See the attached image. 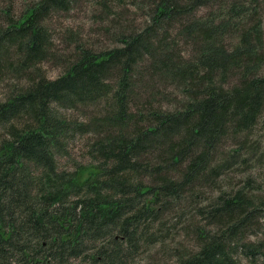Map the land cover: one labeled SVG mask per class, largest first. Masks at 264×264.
Returning a JSON list of instances; mask_svg holds the SVG:
<instances>
[{
    "label": "trees",
    "instance_id": "obj_1",
    "mask_svg": "<svg viewBox=\"0 0 264 264\" xmlns=\"http://www.w3.org/2000/svg\"><path fill=\"white\" fill-rule=\"evenodd\" d=\"M71 3L2 11L0 264H264V203L224 184L264 156L259 0H147L118 45L75 42L48 78L41 21ZM76 136L87 161L59 168Z\"/></svg>",
    "mask_w": 264,
    "mask_h": 264
},
{
    "label": "rangeland",
    "instance_id": "obj_2",
    "mask_svg": "<svg viewBox=\"0 0 264 264\" xmlns=\"http://www.w3.org/2000/svg\"><path fill=\"white\" fill-rule=\"evenodd\" d=\"M36 0H0V23L4 17L2 11H9L16 18L26 7ZM69 9L60 12L59 10H50L42 18V23L47 25L51 38L53 36L55 58L51 60H43L39 63L41 71L48 78H55L60 75L63 68L70 58L71 51L75 47V42H80L89 49L96 51L104 50L108 47L118 45V35L120 33H130L132 30L140 27L144 21L143 10L141 6L145 5L147 0H71ZM258 15L261 19V27L264 36V0H259ZM203 11V9H202ZM105 29V30H104ZM68 58V59H67ZM47 59V58H46ZM37 64V66H39ZM262 72L264 73V65ZM2 74L0 77H4ZM5 91L4 81L0 80V95ZM100 106V107H99ZM102 108V105L94 104L87 106L83 111L93 114ZM68 116H78V110H64ZM76 113V114H74ZM78 118V117H77ZM253 130L250 135L252 143L259 142L258 151H254L255 156L260 151H264V125H260ZM84 137L76 136L68 143L69 155L58 157V167L63 169H73V165L77 162L87 161V157L83 150ZM232 147V142L228 143L221 154L216 153V157L227 154ZM229 153V152H228ZM232 168L226 169V178L224 184L228 183L232 189L236 190L244 187L246 193L255 199L257 205L264 203V156L261 162H251L247 167L241 168L240 165H232ZM242 169H247L243 173ZM89 169L82 172V177L89 174ZM247 175H249L248 180ZM249 181V182H248ZM206 193L207 189L202 188ZM203 193V194H204ZM202 217H200V220ZM204 223V220H202ZM180 230V226L176 227ZM263 225L258 228V235H263ZM251 236V235H250ZM177 237V236H176ZM175 238V237H174ZM170 247L172 242L169 240ZM164 251V250H163ZM244 264H247L243 260Z\"/></svg>",
    "mask_w": 264,
    "mask_h": 264
}]
</instances>
